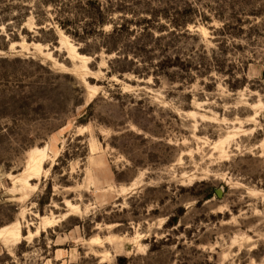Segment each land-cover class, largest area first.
Masks as SVG:
<instances>
[{
    "label": "rangeland",
    "instance_id": "1",
    "mask_svg": "<svg viewBox=\"0 0 264 264\" xmlns=\"http://www.w3.org/2000/svg\"><path fill=\"white\" fill-rule=\"evenodd\" d=\"M15 224L0 264H264V0H0Z\"/></svg>",
    "mask_w": 264,
    "mask_h": 264
},
{
    "label": "bare ground",
    "instance_id": "2",
    "mask_svg": "<svg viewBox=\"0 0 264 264\" xmlns=\"http://www.w3.org/2000/svg\"><path fill=\"white\" fill-rule=\"evenodd\" d=\"M44 149L38 150L35 149L30 154L29 159V170L33 171V175L39 172V169L42 165V157L44 156ZM37 155H39L37 157ZM44 160V159H43ZM32 175V174H30ZM34 178V176H32ZM25 184L27 181L23 180ZM47 224V222H45ZM21 238L20 231L18 225H12L3 229H0V241L4 244V246L9 247L14 243L18 242Z\"/></svg>",
    "mask_w": 264,
    "mask_h": 264
},
{
    "label": "trees",
    "instance_id": "3",
    "mask_svg": "<svg viewBox=\"0 0 264 264\" xmlns=\"http://www.w3.org/2000/svg\"><path fill=\"white\" fill-rule=\"evenodd\" d=\"M76 34H79V33H74V34H72L74 37H76L77 35Z\"/></svg>",
    "mask_w": 264,
    "mask_h": 264
},
{
    "label": "water",
    "instance_id": "4",
    "mask_svg": "<svg viewBox=\"0 0 264 264\" xmlns=\"http://www.w3.org/2000/svg\"><path fill=\"white\" fill-rule=\"evenodd\" d=\"M217 193L219 194V193H220V191H217Z\"/></svg>",
    "mask_w": 264,
    "mask_h": 264
}]
</instances>
